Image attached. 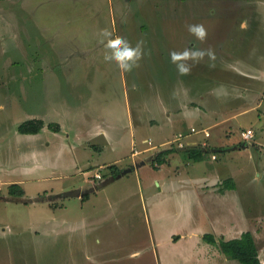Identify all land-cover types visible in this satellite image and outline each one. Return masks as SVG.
<instances>
[{"label": "rangeland", "instance_id": "1", "mask_svg": "<svg viewBox=\"0 0 264 264\" xmlns=\"http://www.w3.org/2000/svg\"><path fill=\"white\" fill-rule=\"evenodd\" d=\"M191 24L205 27V41L189 33ZM104 29L132 46L144 42L139 67L124 72L104 60L110 51L100 35ZM186 48H212L216 59L189 61L190 73L180 75L169 54ZM254 68L262 71L255 76L260 82L251 84H263L258 100L263 103L264 0H0V264H213L221 251L203 234L229 239L246 230L253 232L264 260V103L257 107L263 114L249 104L239 107L248 110L236 121L240 129L219 140L212 132L202 160L180 150L161 169L147 159L149 153H132L139 151L132 145L141 138L132 142L124 121L159 118L162 111L177 118L175 105L186 94L194 97L193 88L209 89L220 81L246 86ZM214 100L211 110L217 109ZM32 118H73L70 128L76 131L67 140L20 133L19 125ZM108 119L124 135L114 151L92 146L67 153L64 144L77 146L79 129L88 132ZM193 124H175L172 137L180 131L199 135L192 134L201 133L192 131ZM248 128L254 131L251 139L241 134ZM135 131L147 136L155 129L136 120ZM148 139L156 145L152 152L173 145ZM227 149L237 155L226 156ZM119 157L120 167L137 160L139 168L112 176L109 166H98ZM160 172L185 176L196 188L165 183ZM228 179L235 188H226ZM203 180L210 184L203 186L206 192ZM13 183L27 193L13 195ZM81 188L91 199L64 195ZM137 251L142 254L130 259Z\"/></svg>", "mask_w": 264, "mask_h": 264}, {"label": "crops", "instance_id": "2", "mask_svg": "<svg viewBox=\"0 0 264 264\" xmlns=\"http://www.w3.org/2000/svg\"><path fill=\"white\" fill-rule=\"evenodd\" d=\"M243 16V15H242ZM249 19H244L243 23H247V25L249 24ZM247 28V27H246ZM239 61V60H238ZM244 69H250V68H244ZM251 73H249V75H254L252 76L254 80H250V83L247 84L246 86H244V84H225L223 83V81L220 82H215V86H211V88L209 89H201L200 91H198V89L193 88L194 92H195V96L190 98L187 94L185 95V99L181 100V105H175L177 106L176 110H177V114L180 116L177 118H170L172 116L171 112H161V115H159V118L157 116H153L152 118H124V121H128L129 126L131 127V134H130V139L133 141H135L137 138V136L141 139L139 141L133 142L134 144L132 145V147H137L139 146V153H135V150H132V153H134V155L136 156H141V155H145L149 153V159H151L152 163L154 161V158L157 156L158 153H160L162 151V149H166V147L162 148L161 150H159L158 152H152V150H154V148H156V145H154L153 147H151V144H148L145 140L148 138H151L152 140H157L158 143L157 145H163L165 146L166 143L170 142L173 143L175 142V135L177 134V130L176 127L174 126L175 124L179 123L180 121L182 122H193L194 124L191 126L192 128L195 127L198 130H203V129H207L210 131V136H206L204 132L201 133H192V134H199V135H186V139L188 142L189 146H197L199 144L202 145H208V142L210 141V138L212 137V132L214 133L213 137H216V140L222 139V138H226L229 136H232L234 134L229 133L228 131H233L232 133H234V130H239L240 128L238 127L239 125L236 123V121L238 120L239 116L242 114V112H247L248 110H239V107L244 106V105H250V109L254 108L258 113L263 114L262 110L259 111V109L257 108L258 106L262 105L263 103L258 101V100H262L260 95L261 93V86H256V84H251V82L253 81H259V78H255V76H260L262 74V71L260 69H252V71H250ZM251 77V76H250ZM183 80V79H182ZM214 82V80H213ZM249 85V86H248ZM205 90V91H204ZM213 91H215V94H212ZM224 92L228 93V92H232L233 97H235L236 99H239L240 101H236L235 99L230 100V97L227 93L224 94ZM213 99H215V106L217 107L216 110L212 109L211 110V105H212V101ZM229 103V104H227ZM221 108V110L219 111V109ZM162 116V117H160ZM44 120L45 125L42 128V130L38 133H34L33 135H40L42 132L43 134L49 135L48 137H53L54 136H58L59 137H64L66 140L69 139L71 137V133L74 130L73 128H70V122L73 118H57L56 121H49V120H45L44 118H41ZM84 120H86L87 118H83ZM91 118H88V120ZM117 120V119H116ZM136 120L139 122H144V124H148L151 125L152 127H154L155 131L151 132L152 135H147L145 136V134L138 132L137 134L134 135V133L136 132ZM99 122V120L97 121ZM103 121L101 120V122L94 126V128L90 127L86 132L82 129H79L74 137H76L77 139H80L76 145H72L68 142H65L64 144V148L67 151V153L69 154H73L76 153L77 150L76 149H82L85 151H88V149L92 146L96 147V148H100L103 153H106L107 151H114V149H116L118 147L119 141H123L124 135L123 133L117 135V126L115 124V121L108 119L107 125L106 124H101ZM58 124L59 125V129H55L52 126L50 127L49 124ZM68 123V126H67ZM196 124V125H195ZM213 127H216V129H212ZM234 129V130H233ZM54 130V131H53ZM212 130V131H211ZM52 131L54 133H52ZM264 131V129H263ZM20 132V131H19ZM172 132V133H171ZM176 132V133H175ZM179 132V131H178ZM197 132V131H196ZM21 133V132H20ZM52 133V134H50ZM23 134H27L28 133H23ZM30 135H32V133H29ZM64 134L66 136H64ZM174 135V137H172ZM236 134V133H235ZM226 136V137H225ZM153 137V138H152ZM230 138V137H229ZM235 139H238L237 137H233ZM228 139V138H227ZM202 141V142H199ZM205 143V144H203ZM230 143V141H229ZM105 145H107L105 147ZM244 147H248L245 146ZM210 149V148H208ZM224 150V149H223ZM210 151V150H208ZM236 149H230L224 153L226 154V156L229 157H233L236 154ZM176 153V152H175ZM174 154V152L169 153L168 155H166L164 158L166 159V163L159 165V168H163L164 166H166L167 164H171V155ZM177 154V153H176ZM133 157V156H132ZM121 160V157L115 159L112 162H116ZM100 162V161H99ZM141 165L145 164L146 161L145 159L140 160ZM120 162H116V163H110V164H105V165H98L99 168H104L106 166H111L113 165L114 168L119 171H121L120 173H123V169L125 167H129L132 168L131 170H129L124 174H127L131 171H133V169H138L139 165H137V163H139L137 160L136 162L133 164H131L132 166L128 165L125 167H120L119 164ZM158 163V162H157ZM220 165L222 164V167L225 168V170H229L227 163V159L222 160L219 162ZM78 165H76L77 167ZM94 166V165H93ZM128 169V168H127ZM140 170V169H139ZM112 172H110L109 174L113 176V171L111 169ZM89 172V171H88ZM97 172V171H96ZM168 172V171H167ZM103 173V172H102ZM119 173V174H120ZM108 174V175H109ZM210 177L209 178H213L214 176L210 173H207ZM158 175H160V179H162L165 183H169V181H172L171 184H180L181 186H183V184H187L189 183V185H191V190L193 191L196 186L193 185L191 182V180L189 178H186L185 176L180 175L179 177H173V175H168L165 172H160ZM122 176V175H121ZM105 174H104V178H105ZM208 177L205 179H209ZM103 178H101L102 180ZM173 179H175L173 181ZM197 180V179H196ZM159 180H157L158 182ZM193 183H197V181L193 182ZM198 184V183H197ZM209 186V182L203 180L202 184H201V189H203V186ZM207 186V187H208ZM25 190V188H24ZM27 190V189H26ZM75 190V189H74ZM82 194L85 193L87 194L88 191H83V188L80 189ZM205 192L207 191L206 189H203ZM231 190V189H228ZM28 191V190H27ZM27 191H25L27 193ZM221 193L225 192V189L223 190L221 188L220 190ZM78 195L81 196L83 198V195ZM88 199H91V195L89 193V195L87 196ZM86 199V198H85ZM208 233V232H205ZM204 233V234H205ZM203 234V235H204ZM215 234V233H214ZM176 235V234H175ZM178 235V234H177ZM216 235V234H215ZM175 236L173 235V240L176 241L178 239L175 240L174 238ZM203 238V236H202ZM180 239V237H179ZM221 251V250H220ZM222 253V251H221ZM219 252V257L217 258H211V261L213 264H237L235 262H232L225 254H221ZM264 261V260H263Z\"/></svg>", "mask_w": 264, "mask_h": 264}, {"label": "trees", "instance_id": "3", "mask_svg": "<svg viewBox=\"0 0 264 264\" xmlns=\"http://www.w3.org/2000/svg\"><path fill=\"white\" fill-rule=\"evenodd\" d=\"M45 122L41 118H32L28 119L25 122L19 125L18 130L21 133H38L44 127ZM55 125V126H54ZM49 126L54 127L56 130L59 129V125L49 124ZM181 133V131L179 132ZM178 133V134H179ZM184 133V132H182ZM185 134V133H184ZM176 137V136H175ZM176 144V145H174ZM174 145V146H173ZM172 146L166 147V149L162 150L157 156L154 158L153 166H158L166 163V159L164 158L169 153H177L180 150L188 152V158L194 159L196 161L203 159V152H208V148L205 145L199 144L197 146H189L188 143L186 146H179V142H173ZM223 149V148H222ZM156 161L158 163H156ZM158 164V165H157ZM113 171V175L119 174L121 171L116 170L113 165L110 166ZM226 188L233 189L236 184L233 179H228L225 181ZM10 192L16 196L25 195L24 188L18 183H13L10 185ZM88 195H83V199L87 198ZM174 238L179 239V236H175ZM203 239L212 245H217L219 249L225 254L228 258L240 261L243 264H264L260 258L259 248L257 246L254 234L251 230L243 231L239 236L234 238H225L219 237L217 238L214 233L208 232L203 235Z\"/></svg>", "mask_w": 264, "mask_h": 264}, {"label": "clouds", "instance_id": "4", "mask_svg": "<svg viewBox=\"0 0 264 264\" xmlns=\"http://www.w3.org/2000/svg\"><path fill=\"white\" fill-rule=\"evenodd\" d=\"M188 31L201 42L205 41L208 35L207 30L202 24L188 25ZM100 35L106 39L105 48L110 50L104 55L105 61H115L118 68L124 72H131L134 68L139 67V61L145 55L143 41H138L135 46H132L131 42L124 37H113L112 33L107 29L102 30ZM101 42L103 43L104 40L102 39ZM169 55L171 62L176 65V70L180 75L190 73L192 64H189V61L199 63L205 56L213 61L216 59L215 51L212 48H186L182 52L172 51ZM209 66L214 67V64H210ZM141 254L140 251L132 252L129 254V258L136 259Z\"/></svg>", "mask_w": 264, "mask_h": 264}, {"label": "built area", "instance_id": "5", "mask_svg": "<svg viewBox=\"0 0 264 264\" xmlns=\"http://www.w3.org/2000/svg\"><path fill=\"white\" fill-rule=\"evenodd\" d=\"M192 131L193 132H204L205 133V135L208 137V136H210V131L209 130H207V129H203V130H198L197 128H195V127H193L192 128ZM241 134H242V137L243 138H245V139H251V138H253V136H254V131H253V129L252 128H248V129H246V130H243L242 132H241ZM186 139V135L184 134V133H179L176 137H175V141H178L179 142V146H182V147H184V146H186L187 145V140H185ZM147 143H152V141L150 140V139H146L145 140ZM136 151V153L137 152H139V151H137V150H135ZM97 179H101L102 178V176L99 174V173H97L96 174V176H95Z\"/></svg>", "mask_w": 264, "mask_h": 264}, {"label": "water", "instance_id": "6", "mask_svg": "<svg viewBox=\"0 0 264 264\" xmlns=\"http://www.w3.org/2000/svg\"><path fill=\"white\" fill-rule=\"evenodd\" d=\"M129 170H131V169L130 168L126 169V170L123 171V173H126ZM123 173H120L119 175L121 176ZM81 194H82L81 190L80 189H76V190H72V191H67V192H65L64 195H66V196H78V195H81ZM262 262L264 263L263 260H262Z\"/></svg>", "mask_w": 264, "mask_h": 264}, {"label": "flooded vegetation", "instance_id": "7", "mask_svg": "<svg viewBox=\"0 0 264 264\" xmlns=\"http://www.w3.org/2000/svg\"><path fill=\"white\" fill-rule=\"evenodd\" d=\"M259 252H260V250H259Z\"/></svg>", "mask_w": 264, "mask_h": 264}]
</instances>
